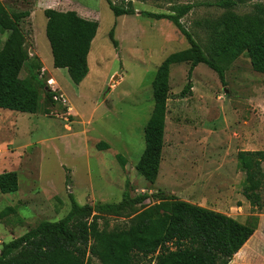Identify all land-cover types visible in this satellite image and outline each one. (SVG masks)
<instances>
[{
  "label": "rangeland",
  "instance_id": "1",
  "mask_svg": "<svg viewBox=\"0 0 264 264\" xmlns=\"http://www.w3.org/2000/svg\"><path fill=\"white\" fill-rule=\"evenodd\" d=\"M110 1L116 6L130 2L134 15L115 18L105 0H0L9 13L28 12L20 22L24 49L40 60L38 79L56 98L54 104L46 103L43 90L36 86V113L0 109V174L13 171L18 177L17 192L0 194V212L10 209L0 220V248L39 222L62 219L70 209L69 194L79 205L118 203L128 182L131 197L161 192L196 201L201 196L211 199L214 190L222 201L231 189L241 192L237 152L264 151V74L254 72L245 55L226 67L224 84L207 66H196L191 93L184 98L179 95L187 83L189 64L173 65L158 175L153 184L140 177L135 166L144 150L156 70L168 55L189 47L169 21L151 20L144 14H172L177 6L192 5L181 23L210 57L209 35L201 24L224 11L212 6L215 0ZM263 2L251 0L234 12L250 13L254 4ZM47 9L74 11L98 24L89 72L77 86L66 70L53 68L45 37ZM110 30L117 49L108 37ZM5 38L0 35L1 41ZM19 77H26L25 69ZM49 79L54 84L46 83ZM99 142L108 149L98 151ZM262 198V210L240 215L244 222L253 215L262 218L256 240H264V191ZM154 203L148 200L137 210ZM126 222L106 217L99 225L111 230ZM255 259L261 261L259 256ZM90 264L100 263L91 259Z\"/></svg>",
  "mask_w": 264,
  "mask_h": 264
},
{
  "label": "trees",
  "instance_id": "2",
  "mask_svg": "<svg viewBox=\"0 0 264 264\" xmlns=\"http://www.w3.org/2000/svg\"><path fill=\"white\" fill-rule=\"evenodd\" d=\"M115 18L134 15L130 2L114 5L105 0ZM160 1V0H143ZM251 0H215L212 6L224 12L201 26L209 35L208 57L181 23L192 5L177 6L172 14H144L146 18L169 21L184 37L188 48L168 55L158 66L153 82V108L144 127V150L135 170L147 183L157 178L163 149L165 116L169 99V74L173 65L189 64L187 83L180 93H191V75L203 64L215 72L221 84L229 63L245 55L254 72L264 74V2L252 11L238 15L235 8ZM210 6V5H209ZM45 37L49 44L52 65L64 69L74 86L87 76V57L96 36L98 24L74 11L47 9ZM28 12L9 13L0 3V109L34 114L38 111L36 86L44 92L45 102L54 104V94L38 79L42 69L36 56L24 49L25 37L20 28ZM108 37L114 49L118 43L113 30ZM216 60H222L226 66ZM25 69L26 77L20 72ZM47 81V80H46ZM98 151L107 150L104 142ZM116 159L124 165L121 156ZM264 151H238L237 169L243 174L240 194L253 211L263 207ZM68 181V178H66ZM128 182L118 203L79 205L69 194V212L60 220L42 221L22 236L2 244L0 264H229L231 259L257 230L259 219L253 215L244 224L223 214L193 205L161 192L130 196ZM18 190V177L13 171L0 174V194ZM148 200L156 203L142 207ZM10 209L0 212V220ZM106 217H120L127 222L111 230L100 228Z\"/></svg>",
  "mask_w": 264,
  "mask_h": 264
},
{
  "label": "crops",
  "instance_id": "3",
  "mask_svg": "<svg viewBox=\"0 0 264 264\" xmlns=\"http://www.w3.org/2000/svg\"><path fill=\"white\" fill-rule=\"evenodd\" d=\"M88 57H87V63H88ZM211 192H212L211 199L207 198V196L205 197L201 196L196 201H193L189 198L182 199V201L231 217L232 219L238 221L239 223L242 224L245 223L244 222L245 217L243 218L240 215H242L246 211L247 212L250 211L251 207L249 206L247 201H245V199L242 197L240 193H236V190L231 189L228 191L226 197L223 198L222 201H220V199L217 198L219 196V194L216 193L217 191L215 192L213 190ZM262 224L263 221L262 218L260 217L258 226L261 228ZM258 232L259 230L257 229L253 234V236L239 250V252L233 256L229 264H258V263L264 264V240L261 236L259 240L255 239V236L257 235ZM258 256L260 257L261 261L257 262L255 257Z\"/></svg>",
  "mask_w": 264,
  "mask_h": 264
},
{
  "label": "built area",
  "instance_id": "4",
  "mask_svg": "<svg viewBox=\"0 0 264 264\" xmlns=\"http://www.w3.org/2000/svg\"><path fill=\"white\" fill-rule=\"evenodd\" d=\"M50 82H51L50 79L46 81V83H48L49 85H50ZM54 99H56V98L54 97Z\"/></svg>",
  "mask_w": 264,
  "mask_h": 264
},
{
  "label": "bare ground",
  "instance_id": "5",
  "mask_svg": "<svg viewBox=\"0 0 264 264\" xmlns=\"http://www.w3.org/2000/svg\"><path fill=\"white\" fill-rule=\"evenodd\" d=\"M51 84H54V81L53 80H51V82H50Z\"/></svg>",
  "mask_w": 264,
  "mask_h": 264
}]
</instances>
